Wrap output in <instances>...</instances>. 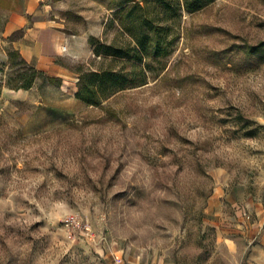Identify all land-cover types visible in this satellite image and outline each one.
<instances>
[{"label":"rangeland","instance_id":"1","mask_svg":"<svg viewBox=\"0 0 264 264\" xmlns=\"http://www.w3.org/2000/svg\"><path fill=\"white\" fill-rule=\"evenodd\" d=\"M124 1L102 0L103 42L118 37ZM166 13L170 53L99 106L76 97L95 55L68 84L42 73L3 88L0 264H224L215 170L229 174L224 190L252 191L264 159V61L245 50L264 40V0ZM6 63V81L25 69Z\"/></svg>","mask_w":264,"mask_h":264},{"label":"crops","instance_id":"2","mask_svg":"<svg viewBox=\"0 0 264 264\" xmlns=\"http://www.w3.org/2000/svg\"><path fill=\"white\" fill-rule=\"evenodd\" d=\"M102 4V0H0V42L17 49L42 73L68 84L78 79L72 64L87 62L94 55L89 39L103 33ZM0 58L8 61L6 49ZM215 176L219 191L211 199L222 206L219 214L224 220L230 219L219 222L218 240L225 249L221 262L264 264V159L255 173L252 191H245L244 184L240 191L224 190L228 172L216 169ZM228 205L234 214L229 213ZM130 264H148V259Z\"/></svg>","mask_w":264,"mask_h":264},{"label":"trees","instance_id":"3","mask_svg":"<svg viewBox=\"0 0 264 264\" xmlns=\"http://www.w3.org/2000/svg\"><path fill=\"white\" fill-rule=\"evenodd\" d=\"M150 0L143 3L126 0L119 5L115 15L119 22L118 37L111 43L90 37L95 57H100L98 68L80 69L76 97L87 105L99 106L113 95L147 82L148 59L167 56L173 38H169L172 25L167 18V8H185L188 12L202 9L214 0ZM164 8V9H163ZM247 54L264 61V40L255 45H245ZM8 67L24 65L12 80L6 81L0 67V94L5 86L14 90L30 89L42 71L28 64L17 49L8 52ZM50 81L55 77L47 76ZM243 117V116H242Z\"/></svg>","mask_w":264,"mask_h":264},{"label":"built area","instance_id":"4","mask_svg":"<svg viewBox=\"0 0 264 264\" xmlns=\"http://www.w3.org/2000/svg\"><path fill=\"white\" fill-rule=\"evenodd\" d=\"M63 50H66V47H65V46H64ZM68 220H70V221H75V220H76V216H74V217H71V218H70V219H68Z\"/></svg>","mask_w":264,"mask_h":264}]
</instances>
